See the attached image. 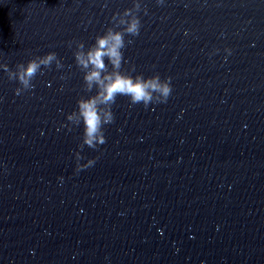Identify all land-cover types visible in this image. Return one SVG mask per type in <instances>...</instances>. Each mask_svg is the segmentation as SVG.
<instances>
[{
	"label": "water",
	"instance_id": "95a60500",
	"mask_svg": "<svg viewBox=\"0 0 264 264\" xmlns=\"http://www.w3.org/2000/svg\"><path fill=\"white\" fill-rule=\"evenodd\" d=\"M135 2L0 0V264H264V0ZM130 7L123 68L172 92L118 95L106 141L79 149L75 41ZM52 50L65 66L17 94L10 73ZM78 149L96 157L79 172Z\"/></svg>",
	"mask_w": 264,
	"mask_h": 264
},
{
	"label": "clouds",
	"instance_id": "9594fccd",
	"mask_svg": "<svg viewBox=\"0 0 264 264\" xmlns=\"http://www.w3.org/2000/svg\"><path fill=\"white\" fill-rule=\"evenodd\" d=\"M132 7L141 8L140 0H136ZM144 11L147 12V7H144ZM114 15L121 16L119 24L122 27L109 25L102 33H97L94 42L89 45L83 40L75 41V64L83 73L84 88L90 93L80 95L76 108L67 113V122H71L68 124L69 128L82 125L79 149H83L85 145L97 148L106 141L104 125L115 119L112 106L118 95L127 96L131 104L143 102L147 107L150 103L166 102L173 89L171 76L162 78L159 72L148 76L142 72L134 74L135 65L126 70L123 68V64L127 63L124 48L132 42L130 39L126 40V34H139L142 21L140 15L132 14L131 7L125 8L122 14ZM72 45L73 41L69 40L68 46ZM227 51L231 52V49ZM53 62L57 69L65 66L63 58L54 50L42 55L35 54L27 62L21 61L19 70L10 73V78L19 82L15 92L19 94L34 88L33 78L43 70L41 66L50 69ZM3 67L9 71L7 64ZM79 149L75 150L77 172L93 165L96 160V157L85 159V154ZM59 180L63 182L64 177L60 176Z\"/></svg>",
	"mask_w": 264,
	"mask_h": 264
}]
</instances>
